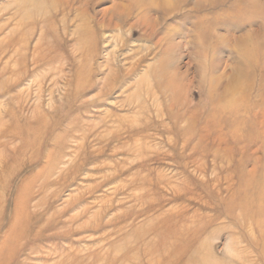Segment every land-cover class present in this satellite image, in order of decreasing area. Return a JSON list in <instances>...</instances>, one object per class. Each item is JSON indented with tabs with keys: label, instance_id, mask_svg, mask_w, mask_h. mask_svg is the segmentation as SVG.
I'll return each instance as SVG.
<instances>
[{
	"label": "rangeland",
	"instance_id": "374dc122",
	"mask_svg": "<svg viewBox=\"0 0 264 264\" xmlns=\"http://www.w3.org/2000/svg\"><path fill=\"white\" fill-rule=\"evenodd\" d=\"M134 1L0 0L4 264H264V0Z\"/></svg>",
	"mask_w": 264,
	"mask_h": 264
},
{
	"label": "bare ground",
	"instance_id": "6f19581e",
	"mask_svg": "<svg viewBox=\"0 0 264 264\" xmlns=\"http://www.w3.org/2000/svg\"><path fill=\"white\" fill-rule=\"evenodd\" d=\"M128 3H130L129 4V7L130 6H132V4H133V6L132 7H134V5H137L138 6V4H139V2H138V4H137V2H135L134 0H128ZM149 4V3H148ZM126 7V6H125ZM129 7H127V8H125V10H129L130 8ZM121 8H124V6L122 7L121 5L120 6H118V4L116 3L114 6H112L110 9H112V10H114V11H116V10H120ZM134 8H136L137 10H139V9H141L139 6L138 7H134ZM135 9V10H136ZM121 11V10H120ZM144 13V12H143ZM120 21V20H119ZM1 42V41H0ZM244 51V50H243ZM246 65V64H245ZM166 68V67H165ZM166 70V69H165ZM165 73V72H164ZM176 88V87H175ZM230 88V87H229ZM228 90V89H227ZM231 90V89H230ZM229 90V91H230ZM174 93V92H173ZM236 93V92H235ZM226 98H227V96H226ZM225 98V99H226ZM224 99V100H225ZM229 100V99H228ZM226 102H227V100H225ZM230 101V100H229ZM228 101V102H229ZM225 102V103H226ZM217 105V104H216ZM175 118V117H174ZM178 119V118H177ZM186 120V119H185ZM174 121H176V119L174 120ZM184 122H186V121H184ZM187 123V122H186ZM185 123V124H186ZM189 127V126H188ZM178 128V127H177ZM237 129V128H236ZM176 130H178V129H176ZM235 130V129H234ZM234 132V131H233ZM179 133H181V132H179ZM184 135V134H183ZM187 135V134H186ZM181 136V135H180ZM185 138V137H184ZM136 162V160H127L124 164H120V167L119 168H125L126 166H130V165H132V164H134ZM139 173V171H137V172H135V173H133V178H135V176H136V174H138ZM41 175V174H40ZM110 175H113V173H106L105 175H102V177L103 178H105V177H109ZM109 179H110V177H109ZM141 182H143V181H141ZM126 184L125 183H122V182H118L115 186H113L112 187V189H113V191L110 193V194H114L116 191H119V190H121L124 186H125ZM144 189H140V188H136L135 189V191H133V193H132V195H131V198H134V200L138 203L139 202V198H138V193H141V191H143ZM255 191V190H254ZM251 197V196H250ZM110 197L108 196V195H105V196H103V198H100L99 200H98V202H99V205L100 206H98V209L96 210V211H94L93 212V214L90 216V218H89V220L88 221H86L85 222V224H88L89 222H91V221H94L98 216H99V214H100V212H101V210H99L100 208H101V206L103 205V204H107L108 202H110V199H109ZM257 198V197H256ZM263 198V197H262ZM22 199V198H21ZM24 198L21 200V203H23L24 202ZM254 201V200H253ZM256 201V200H255ZM262 201V200H261ZM20 203V202H19ZM18 203V204H19ZM27 203V202H26ZM257 203H259L258 201H257ZM260 203H262V202H260ZM20 205V204H19ZM22 205V204H21ZM247 205V204H246ZM250 205V204H249ZM258 205H260V204H258ZM26 206V205H25ZM22 207V206H21ZM20 207V208H21ZM24 207V206H23ZM262 208V207H261ZM23 209V208H22ZM248 211H249V209H248ZM22 212V211H21ZM20 211H19V213H21ZM24 212V211H23ZM126 212V211H125ZM124 212V213H125ZM128 212V211H127ZM126 212V213H127ZM124 213H122V214H124ZM125 213V214H126ZM261 213H263V211L261 212ZM16 215V214H15ZM72 217V219H76L77 217H76V215H72L71 216ZM118 218V215H116V216H114L113 217V219H111V221L113 220H118L117 219ZM105 220V219H104ZM20 221V218H19V214L18 215H16L15 217H14V219H13V222H12V225H11V227H10V229H9V233H8V237H6L7 238V240H4L3 242H2V244H1V246H0V264H4V263H6L9 259H12L13 257H14V255L16 254L15 253V249H16V243H18L19 241H21V240H24L25 238H26V236H24L23 235V232L24 231H26L27 230V226L25 225V224H22L21 222H19ZM259 228H261V227H259ZM122 229H120V231H121ZM111 232V231H110ZM116 232H117V230H116ZM136 232V231H135ZM42 233V232H41ZM104 234H106V233H104ZM23 235V236H22ZM37 237H39V236H34V238H37ZM66 237V236H65ZM63 238V237H62ZM51 241V240H50ZM70 245H72V244H70ZM101 242H97V243H93V244H91L90 246L88 245V247H85V249L83 248V250H85V251H91L90 252V254L92 253V256L93 255H96L95 254V252L93 251L92 252V250L93 249H98V248H100L101 247ZM117 245V244H116ZM116 245H114V246H116ZM36 246V245H35ZM63 247V246H62ZM61 247V248H62ZM71 248H69V251L68 252H65L64 251V249L62 250V249H59V250H56L55 251V253H57V254H59L61 257H63V256H65L66 255V257H69L68 255H70V254H74V253H70V249H72V246H70ZM84 247V246H83ZM163 247V246H162ZM161 247V248H162ZM165 247V246H164ZM166 248V247H165ZM30 249H32V246H29V250ZM43 250V249H42ZM68 250V249H67ZM161 250V249H160ZM77 252H81V250H78ZM76 253V252H75ZM160 253V252H159ZM74 255H76V254H74ZM97 255L98 256H100L99 255V252H97ZM2 256H4L3 258H2ZM12 257V258H11ZM75 258V257H74ZM105 259V258H104Z\"/></svg>",
	"mask_w": 264,
	"mask_h": 264
}]
</instances>
